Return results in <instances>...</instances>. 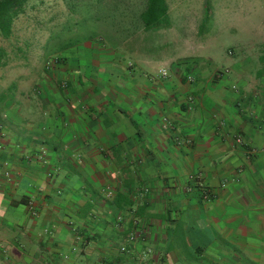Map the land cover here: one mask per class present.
Masks as SVG:
<instances>
[{
	"label": "crops",
	"instance_id": "crops-1",
	"mask_svg": "<svg viewBox=\"0 0 264 264\" xmlns=\"http://www.w3.org/2000/svg\"><path fill=\"white\" fill-rule=\"evenodd\" d=\"M166 1L0 48V264H264V0Z\"/></svg>",
	"mask_w": 264,
	"mask_h": 264
},
{
	"label": "rangeland",
	"instance_id": "rangeland-1",
	"mask_svg": "<svg viewBox=\"0 0 264 264\" xmlns=\"http://www.w3.org/2000/svg\"><path fill=\"white\" fill-rule=\"evenodd\" d=\"M145 3L146 0H29L24 12L14 20L12 34L7 38L0 35V48L9 58L16 56L22 63L46 64L60 56L64 43H78L98 30L108 31L111 24H125L129 9L142 8ZM188 14L191 13H176L174 8L170 13L176 24ZM215 23H223L221 14L207 16L205 24Z\"/></svg>",
	"mask_w": 264,
	"mask_h": 264
},
{
	"label": "trees",
	"instance_id": "trees-1",
	"mask_svg": "<svg viewBox=\"0 0 264 264\" xmlns=\"http://www.w3.org/2000/svg\"><path fill=\"white\" fill-rule=\"evenodd\" d=\"M29 0H0V35L9 37L13 31L14 20L24 12ZM168 4L166 0H148L142 19L147 26L165 24Z\"/></svg>",
	"mask_w": 264,
	"mask_h": 264
},
{
	"label": "built area",
	"instance_id": "built-area-1",
	"mask_svg": "<svg viewBox=\"0 0 264 264\" xmlns=\"http://www.w3.org/2000/svg\"><path fill=\"white\" fill-rule=\"evenodd\" d=\"M50 63H51V61L49 62V65H50ZM164 74L166 73L165 72V70H161ZM239 142H241V138L240 137H238V139H237ZM128 240L130 241V242H135L136 241V233L135 232H131L130 234H129V236H128ZM123 250H125L126 248H122Z\"/></svg>",
	"mask_w": 264,
	"mask_h": 264
}]
</instances>
